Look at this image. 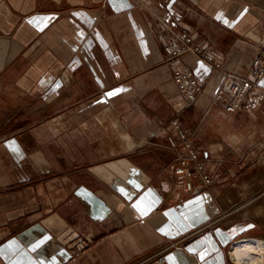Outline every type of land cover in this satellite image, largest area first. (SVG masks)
Masks as SVG:
<instances>
[{
    "label": "crops",
    "instance_id": "1",
    "mask_svg": "<svg viewBox=\"0 0 264 264\" xmlns=\"http://www.w3.org/2000/svg\"><path fill=\"white\" fill-rule=\"evenodd\" d=\"M174 2L179 27L250 74L264 0ZM185 59L204 86L193 100L134 0H0V264H129L203 226L149 264H235L232 243L264 235V219L230 214L264 174V102L227 110L223 72ZM176 118L213 183L166 199Z\"/></svg>",
    "mask_w": 264,
    "mask_h": 264
},
{
    "label": "built area",
    "instance_id": "2",
    "mask_svg": "<svg viewBox=\"0 0 264 264\" xmlns=\"http://www.w3.org/2000/svg\"><path fill=\"white\" fill-rule=\"evenodd\" d=\"M150 17L160 35L166 52V60L173 65L174 79L180 92L187 100H193L204 90L201 79L187 63L185 55L192 53L205 61L212 69L221 70L225 76L223 89L228 95L227 110L237 111L251 109L264 102V86L260 84L264 76V51L254 57L250 74H238L223 67L221 61L213 57V49L195 40L194 35L186 28L176 24L175 17L181 15L174 0H134ZM173 129L167 135L171 147H181L182 151L170 170L168 188L160 191L164 198L178 196L196 190L197 185L209 187L213 183V175L207 163L201 158L200 151L194 142L193 132L179 118L173 120ZM215 223H208L211 226ZM204 226L195 229L183 239L165 243L155 249L137 256L129 264H149L160 260L168 262V254L176 245L201 232Z\"/></svg>",
    "mask_w": 264,
    "mask_h": 264
},
{
    "label": "bare ground",
    "instance_id": "3",
    "mask_svg": "<svg viewBox=\"0 0 264 264\" xmlns=\"http://www.w3.org/2000/svg\"><path fill=\"white\" fill-rule=\"evenodd\" d=\"M256 197L257 196L254 195L251 198L238 203L230 211V214L234 217L250 216L253 212V207L255 206ZM263 236L264 235L255 237L242 236L240 239L233 242L229 251L233 262L235 264H264Z\"/></svg>",
    "mask_w": 264,
    "mask_h": 264
},
{
    "label": "rangeland",
    "instance_id": "4",
    "mask_svg": "<svg viewBox=\"0 0 264 264\" xmlns=\"http://www.w3.org/2000/svg\"><path fill=\"white\" fill-rule=\"evenodd\" d=\"M252 178L254 179V181L250 180L251 182H243L245 188L247 189V191L244 192L245 195L249 193V189H252V186L254 184L259 188L258 191L254 194L257 197L255 198V206L253 207L254 210L250 216L256 215L259 218L264 219V174H258L256 176L254 175L252 176Z\"/></svg>",
    "mask_w": 264,
    "mask_h": 264
},
{
    "label": "snow or ice",
    "instance_id": "5",
    "mask_svg": "<svg viewBox=\"0 0 264 264\" xmlns=\"http://www.w3.org/2000/svg\"><path fill=\"white\" fill-rule=\"evenodd\" d=\"M113 94H115V93H109V95H113Z\"/></svg>",
    "mask_w": 264,
    "mask_h": 264
}]
</instances>
